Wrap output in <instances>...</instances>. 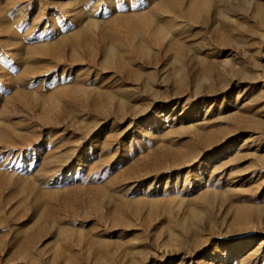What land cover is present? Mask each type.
<instances>
[{
  "label": "rangeland",
  "instance_id": "374dc122",
  "mask_svg": "<svg viewBox=\"0 0 264 264\" xmlns=\"http://www.w3.org/2000/svg\"><path fill=\"white\" fill-rule=\"evenodd\" d=\"M0 264H264V0H0Z\"/></svg>",
  "mask_w": 264,
  "mask_h": 264
},
{
  "label": "bare ground",
  "instance_id": "6f19581e",
  "mask_svg": "<svg viewBox=\"0 0 264 264\" xmlns=\"http://www.w3.org/2000/svg\"><path fill=\"white\" fill-rule=\"evenodd\" d=\"M244 246V244H242V247Z\"/></svg>",
  "mask_w": 264,
  "mask_h": 264
}]
</instances>
